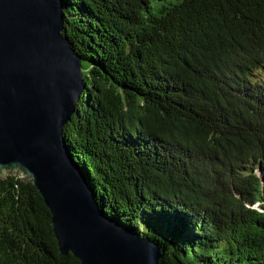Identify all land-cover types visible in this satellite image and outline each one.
Listing matches in <instances>:
<instances>
[{
	"label": "trees",
	"instance_id": "16d2710c",
	"mask_svg": "<svg viewBox=\"0 0 264 264\" xmlns=\"http://www.w3.org/2000/svg\"><path fill=\"white\" fill-rule=\"evenodd\" d=\"M84 91L69 154L160 264H264V0H62ZM0 264H82L0 176Z\"/></svg>",
	"mask_w": 264,
	"mask_h": 264
},
{
	"label": "water",
	"instance_id": "95a60500",
	"mask_svg": "<svg viewBox=\"0 0 264 264\" xmlns=\"http://www.w3.org/2000/svg\"><path fill=\"white\" fill-rule=\"evenodd\" d=\"M62 0H0V176L32 182L62 253L82 264H160L159 247L107 217L69 154L64 126L84 91Z\"/></svg>",
	"mask_w": 264,
	"mask_h": 264
}]
</instances>
